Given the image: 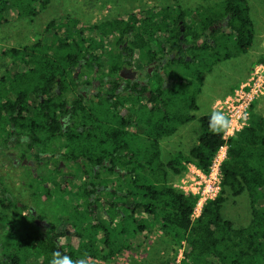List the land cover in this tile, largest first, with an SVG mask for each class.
Segmentation results:
<instances>
[{
	"label": "trees",
	"instance_id": "trees-1",
	"mask_svg": "<svg viewBox=\"0 0 264 264\" xmlns=\"http://www.w3.org/2000/svg\"><path fill=\"white\" fill-rule=\"evenodd\" d=\"M49 2L0 0V25L19 17L33 20ZM251 8L249 0H220L194 10L176 4L157 11H142V16L131 12L126 18L107 19L93 26L66 16L52 19L36 42L6 51L13 59L0 77V124L2 118H15L12 121L15 127L19 115L31 114L34 110L32 94L41 92L37 91L41 87L36 85L32 68L98 66L120 69L132 65L137 55L141 66L167 68L171 81L165 96L166 118H159V115L138 118L146 126L141 136L120 125L117 136L103 145V149L108 150L110 143L118 142L120 154L127 151L131 160L119 161L112 152L104 153L100 161L103 170L97 175L115 173L116 165L128 170L127 174L133 172L132 168L145 167L147 173L134 172L140 182L104 187L103 196L98 187L79 188L78 196L71 201L76 197L85 198L92 209L76 204L51 228L55 237H64L65 226L70 225L71 244L67 249H59L50 234L43 238L30 231L20 238L15 232L16 222L0 218L8 222L5 226L13 230L12 237L17 243L10 251H3V254L0 251V264H50L57 250L67 253L73 260L112 259L124 250L141 245L139 237L152 225L170 234L178 244L184 241L181 264H264V115L256 111L258 102L251 107L249 124L228 141L220 194L207 201L195 219L191 215L198 196L176 189L169 183V176L182 175L188 162L208 172L217 150L225 143L223 135L209 130L210 113L198 118V139L188 155L178 151L164 163L160 143L197 118L193 111L199 109L197 97L202 92L204 74L252 46L255 26ZM92 31L94 35L87 39ZM109 43L113 46L109 57L107 61L102 60L98 52L104 53ZM259 61L264 62V56ZM151 101L154 112L160 103L155 97ZM38 109L43 111L41 105ZM122 119L125 118L119 119L120 124ZM105 130L110 131V128ZM134 147L140 149L132 151ZM71 153L74 156L68 154L69 158L81 156ZM87 173L92 175L91 167L87 168ZM116 174L121 176L120 172ZM127 177L133 179L131 174ZM228 190L236 197L248 194L251 210L248 224L236 226L223 217ZM94 203H97L96 208ZM0 204L5 205L1 198ZM176 261L177 253L165 264H177Z\"/></svg>",
	"mask_w": 264,
	"mask_h": 264
},
{
	"label": "flooded vegetation",
	"instance_id": "flooded-vegetation-1",
	"mask_svg": "<svg viewBox=\"0 0 264 264\" xmlns=\"http://www.w3.org/2000/svg\"><path fill=\"white\" fill-rule=\"evenodd\" d=\"M133 62L120 69L98 66L31 69L36 74L37 87H41L36 89L41 92L32 94L34 110L31 114L19 115L17 127L12 124L15 118H2L0 124V198L5 201L4 206L0 204V218L15 221V232L20 238L30 231L43 238L50 234L59 249H67L71 244L70 225L66 224L64 237H55L48 219L57 194L70 200L64 202L67 210L76 205V201L72 204L71 198L78 196L79 188L98 187L101 193L103 187L135 185L140 179L136 177V171L148 172L145 167L132 168L133 179H129L128 170L116 165L115 173L97 175L103 170L100 161L104 153L112 152L119 161L131 160L127 151L120 154L118 142L110 143L108 150L103 149L105 143L117 136L120 125L141 136L146 126L138 118H156L158 115L166 118L165 96L171 81L167 68L135 66ZM57 81L61 82L56 84ZM154 97L160 105L153 112L151 99ZM40 105L43 111L38 109ZM120 118H125L122 124ZM138 149L140 147H134L132 151ZM71 152L81 156L69 158L67 155H72ZM89 167L93 170L92 175L87 173ZM80 199L86 202L85 198ZM96 204H93L95 208ZM5 227L2 233L7 240L13 230L8 225ZM16 244L5 246L15 248Z\"/></svg>",
	"mask_w": 264,
	"mask_h": 264
},
{
	"label": "rangeland",
	"instance_id": "rangeland-1",
	"mask_svg": "<svg viewBox=\"0 0 264 264\" xmlns=\"http://www.w3.org/2000/svg\"><path fill=\"white\" fill-rule=\"evenodd\" d=\"M219 2L220 0H50L47 7L42 9L33 20L29 17H19L0 25V77L6 72L9 63L13 59L12 55L6 51L12 47L30 45L41 39L47 24L52 19L74 17L93 26L107 19L126 18L131 12L142 16V11L148 9L157 11L164 7H174L176 4H181L185 9L194 10L200 5ZM249 2L252 7L251 16L255 26L252 46L247 52L216 64L210 72L204 74L202 92L197 97L199 109L193 111L197 118L182 125L176 134L162 140V160L164 163L170 159L173 153L178 151L183 152L185 155L189 154L190 148L198 139L200 127L198 118L216 110L215 103L218 99L223 98L239 84L248 80L254 66L264 56V0H249ZM93 35L94 32L92 31L87 34L86 38L90 39ZM107 47L104 53L98 52L101 59H106V61L109 57V50L113 46L109 43ZM133 61L135 66H141L137 55ZM256 111L264 115V100L257 103ZM178 177V175L170 174L169 183L175 187ZM104 194L105 191L101 188L100 195L103 196ZM225 196L226 201L222 210L223 217L232 220L236 226L248 224L251 217L248 194L243 193L236 197L228 190ZM82 200L76 199L74 201L84 208L88 207L89 204L85 201L82 202ZM64 202H70V200L63 199L57 194V198L51 203L48 219L52 224L56 223L62 215L69 213L68 209L70 207L68 205L69 208L65 210ZM6 224L7 222L0 221V251L2 254L3 251L12 250L9 247L8 249L5 244L15 242L11 234L8 235L7 240L4 237L2 228H6ZM6 232L10 233L8 229H6ZM139 238L141 239V245H135L129 250H124L112 259H90L89 264H165L173 258L175 253H177L176 263L181 264L183 241L178 244L170 234L162 231L157 225H152Z\"/></svg>",
	"mask_w": 264,
	"mask_h": 264
},
{
	"label": "built area",
	"instance_id": "built-area-1",
	"mask_svg": "<svg viewBox=\"0 0 264 264\" xmlns=\"http://www.w3.org/2000/svg\"><path fill=\"white\" fill-rule=\"evenodd\" d=\"M264 100V62H258L245 82L215 103V109L221 111L233 122L234 131L223 134L225 143L220 146L213 157L209 171L206 172L193 162L186 163V171L178 177L176 189L198 196L192 219L198 217L207 201L216 198L222 190V166L227 158L229 139L249 124L251 107L255 102ZM184 242V241H183Z\"/></svg>",
	"mask_w": 264,
	"mask_h": 264
},
{
	"label": "clouds",
	"instance_id": "clouds-1",
	"mask_svg": "<svg viewBox=\"0 0 264 264\" xmlns=\"http://www.w3.org/2000/svg\"><path fill=\"white\" fill-rule=\"evenodd\" d=\"M209 130L213 134H227L234 131V125L222 112L213 110L209 121ZM236 131L242 130V126ZM50 264H89L88 258H79L73 260V258L62 250L53 252Z\"/></svg>",
	"mask_w": 264,
	"mask_h": 264
}]
</instances>
